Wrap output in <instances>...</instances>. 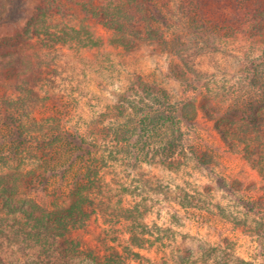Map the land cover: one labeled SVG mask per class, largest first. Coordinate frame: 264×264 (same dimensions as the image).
<instances>
[{"label": "trees", "instance_id": "16d2710c", "mask_svg": "<svg viewBox=\"0 0 264 264\" xmlns=\"http://www.w3.org/2000/svg\"><path fill=\"white\" fill-rule=\"evenodd\" d=\"M63 2L39 0L26 15L24 0H0V264H14L9 250L15 244L36 248L35 264H77L67 258L71 251L83 256L79 264H133L128 259L146 247L139 201L131 206L119 199L113 206L119 219L116 210L124 204L126 218L134 220L131 233H140L128 258L112 247V253H102L89 238L107 170L135 171L144 164L172 169L188 157L240 209L257 217L232 229L255 246L238 253L235 264H264V202L249 193L254 185L223 172L219 144L199 136L203 118L231 152L234 142L245 144L250 162L264 147V0H66L77 13L65 12ZM129 7L137 9L129 13ZM87 18L103 19L112 31L107 43ZM136 39L167 52L168 74L182 84L181 97L134 72L116 101L82 114L80 99L60 85L64 61L55 52L65 53L69 67H80L109 55L111 47L129 51ZM232 41L242 53L240 76L213 95L185 52H216ZM254 140L261 144L255 151ZM229 239L220 234L208 255L225 249ZM191 258L183 257V264Z\"/></svg>", "mask_w": 264, "mask_h": 264}, {"label": "rangeland", "instance_id": "374dc122", "mask_svg": "<svg viewBox=\"0 0 264 264\" xmlns=\"http://www.w3.org/2000/svg\"><path fill=\"white\" fill-rule=\"evenodd\" d=\"M38 1L24 0L22 7L24 13L29 15ZM63 1L65 12H79L78 7L71 6L72 4L66 0ZM136 9L129 7L128 12L134 13ZM171 10L175 11L176 8L172 7ZM169 15L173 17V13L170 12ZM174 16L176 17V13ZM85 21L88 26L98 30L104 42L112 35L107 25L104 26L103 19L87 18ZM171 23L169 22L170 25ZM40 45L41 42L36 41L34 47L38 49ZM133 45L129 51L111 47L109 55L100 56L95 60L89 59L79 64L80 67L75 65L69 67L62 56V54L65 56V53L59 49L55 52L64 61L62 62L64 69L59 76L60 85H65V88L70 89L71 93L80 99L79 109L82 110V114L90 113L101 103L116 101L118 93L130 83L134 72L141 73L148 81L165 86L174 97H181L182 84L168 74L167 52H162L159 45L144 39H136ZM239 49L240 46L232 41L216 52L193 47L185 53L189 61L199 64L196 65L202 70L214 95L225 91L240 76L242 53ZM241 51L245 53L244 50ZM89 98L91 99L88 100ZM200 122L199 136H204V139L211 137L221 148L220 155L223 156L219 159L223 165V172L247 185H254L256 188L250 189L249 193L264 202V147L256 150L261 144L254 140L252 149L256 151L252 159L255 161L250 162L245 158L247 153L245 144L234 142L232 144L234 152H231L220 136L213 131L212 122L203 118ZM232 129L235 133L236 125ZM248 152L250 153L251 149H248ZM107 172L105 196L99 201V214L94 220L92 236L89 235L102 253H112L109 248L112 247L128 258L129 249L132 248L130 245H133L131 242L136 238L135 235L140 234L131 233L133 229L130 227L134 225L132 223L134 220L126 218L125 214L128 213L123 211L124 204L119 205L121 211L120 208H116L118 209L116 212H121L119 219L116 218L113 206L119 199L127 200L125 205L131 206L136 201L140 202L142 214L135 216L138 215L137 218L144 225L146 247L139 256L132 254L133 257L128 259L133 264H183V257H192L190 264L193 262L235 264L239 254L246 255L254 249V244H249V238L245 233L233 232L232 229L234 226L239 227L243 222L253 223L257 217L240 209L231 197L216 186L214 178L193 158L188 157L180 166L172 169L163 165L144 164L135 171L111 167ZM244 196L248 197L246 193ZM108 204L110 208L106 207ZM186 206L188 207L185 209ZM83 234L88 235V232L85 231ZM220 234L229 236V244L225 249H216L209 256L208 251L210 247L219 243ZM9 251L13 255L14 264H25L26 259V264L36 262L33 259V256L37 255L36 248L23 250L21 245L15 244L11 245ZM72 253V251L67 253V258L71 257L74 259L73 263L79 264V258L83 256Z\"/></svg>", "mask_w": 264, "mask_h": 264}]
</instances>
